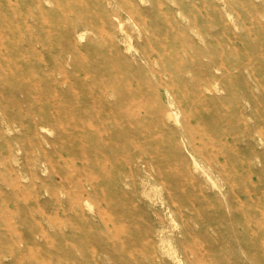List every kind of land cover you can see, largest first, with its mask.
<instances>
[{
  "label": "rangeland",
  "instance_id": "obj_1",
  "mask_svg": "<svg viewBox=\"0 0 264 264\" xmlns=\"http://www.w3.org/2000/svg\"><path fill=\"white\" fill-rule=\"evenodd\" d=\"M0 264H264V0H0Z\"/></svg>",
  "mask_w": 264,
  "mask_h": 264
}]
</instances>
